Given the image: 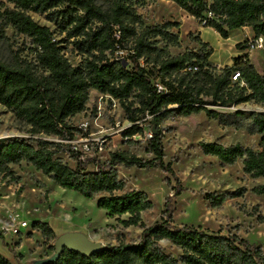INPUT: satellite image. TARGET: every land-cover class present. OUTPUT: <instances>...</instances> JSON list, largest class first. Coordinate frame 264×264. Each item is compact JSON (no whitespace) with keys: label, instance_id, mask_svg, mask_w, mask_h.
<instances>
[{"label":"trees","instance_id":"trees-1","mask_svg":"<svg viewBox=\"0 0 264 264\" xmlns=\"http://www.w3.org/2000/svg\"><path fill=\"white\" fill-rule=\"evenodd\" d=\"M3 1L11 7L0 9V42L8 41L4 29L10 27L29 40L32 58L27 60L13 51L8 63L0 62V106L26 128L29 136L8 139L0 146L1 179L6 184H18L21 177L11 166L30 165L62 189L87 199L97 198L96 206L122 229H141L137 242L120 238L115 246L106 245L89 257L63 249L56 261L46 264H264L262 247L236 235L172 225L168 200L160 219L145 226L142 214L153 205L144 192L125 191L126 183L116 168L159 167L175 177L171 164L165 162L161 127L174 117L203 113L221 125L259 136L260 150L239 143L200 142L201 152L216 157L222 166L240 161L245 175L264 181V113L246 116L240 110H218L250 102L264 106V75L257 72L248 53L233 58L231 65L220 70L209 65L212 49L201 41L196 51L170 56L166 47L178 45V35L171 30L177 29L179 23L145 25L137 12L139 0H103L104 6L97 0ZM165 1L174 3L200 24L204 22V27L215 30L224 40L231 31L248 27L253 38L263 39L264 46V0ZM30 13L45 16L64 38L56 40L54 32L37 24ZM159 42L164 43L163 48L158 47ZM62 45L70 46L71 52L83 58L81 65L74 67L69 63ZM116 47L133 51L132 70L110 61ZM235 48L246 50L245 41ZM92 91L118 101L130 124L122 133L123 139L132 145L133 138L141 136L151 158L114 151L103 163L94 158L81 160L69 144L62 143L78 134L71 120L86 111ZM145 125L150 138L146 137ZM50 137L58 141L45 139ZM60 153L74 164L73 168L58 157ZM22 191L20 186L16 194ZM251 191L264 196V183ZM244 193L243 188L223 194L207 193L205 200L212 208H218ZM31 230L40 233L47 245L57 238L44 222H33ZM162 240L169 241L180 254L175 257L166 253L160 246ZM17 246L19 243L10 253L20 260L22 255H16L14 250ZM48 248L54 252V246ZM0 264L11 263L0 254Z\"/></svg>","mask_w":264,"mask_h":264},{"label":"rangeland","instance_id":"rangeland-1","mask_svg":"<svg viewBox=\"0 0 264 264\" xmlns=\"http://www.w3.org/2000/svg\"><path fill=\"white\" fill-rule=\"evenodd\" d=\"M97 3L104 6L103 0H97ZM8 6L10 5L0 0V9ZM137 12L141 15L144 24L148 26L161 24L165 21L179 23L177 29L171 30L172 33L178 35V45L166 47L170 56L182 54L186 50L196 51L199 49V41H201L207 43L212 49V54L214 53L208 60L212 68L220 70L231 64L232 57L236 52V48L230 46L235 41V33L226 41L211 28L202 26L199 21L190 17L174 3L165 2V0H139ZM29 15L37 24L46 26L51 32H54L56 40L64 38L63 35H58L55 32L54 25L49 23L45 16L34 13ZM4 32L8 41L0 42V62L8 63L13 51L19 52L21 57L30 60L32 55L29 49L32 46L29 40L17 35L10 27L5 28ZM198 32H201V36ZM62 46L65 47L62 53L69 63L74 67L81 65L83 58L71 52L70 46ZM163 46L164 43H158L159 48H163ZM246 51L257 72L264 75V46ZM101 104L103 110L98 125L103 127L102 135L106 140L105 148L101 153L87 158H94L103 163L114 151H127L143 159L151 158L152 156L146 152V144L141 136H135L133 138L135 144L132 145L127 144L123 139L121 132L129 123L125 119L120 104L117 103L115 107L112 106V103H104V101ZM97 106V95L92 91L86 111L71 120L73 126L84 119L92 120ZM218 110L225 113L240 110L249 116L253 112L264 113V106L250 102L238 107L218 108ZM91 128L93 131L100 129L94 124L91 125ZM144 128L146 129L145 133H148L147 125ZM161 128L163 130L162 142L165 162L171 164L175 177L165 174L159 167L127 168L122 165L116 167L119 177L126 183L125 191H142L153 205L151 210L142 214L143 224L150 226L158 221L161 213L165 210V202L168 200L172 225L200 227L210 232L219 231L224 235H236L250 244L261 246L264 251V196L255 195L251 191L253 187L263 184L264 181L262 179L253 180L245 175L240 161L232 166H222L216 157L204 155L199 148L200 142H216L223 145L239 143L244 147L260 150L258 147L259 136L249 135L244 129L221 125L207 119L203 113L189 117H174L166 121ZM25 129L6 109L0 106V146L11 138L27 139L29 136L25 134ZM45 139L57 141L52 137ZM58 157L68 166L74 167L65 154L60 153ZM11 169L21 177V181L8 186L12 187L15 194L20 186L23 191L18 197H12L9 188L5 187L0 188V194L4 196L2 201L4 205L12 203L13 200L22 203L19 205L18 211V214H21L20 218L30 221L32 218L52 215L55 219V230L58 233L73 229L74 232L89 234L88 236L93 242H100L102 247L115 246L120 238L126 242H137L141 229L133 227L122 229L114 219L106 216L104 210L96 206L97 198L87 199L74 191L62 189L30 165L22 163L19 166H12ZM92 169L93 166L90 165L89 170ZM2 182L3 179L0 178V184ZM239 188L245 189L244 195L240 198L227 200L221 207L212 208L205 200L207 193L223 194L236 191ZM41 189L45 194L41 193V198H39L38 191ZM48 201L52 208L51 212H46L44 208L38 209L37 206L43 207L42 205L47 204ZM252 214L255 215L251 216ZM9 215L16 217V223L25 221L21 220L15 211H11ZM259 218L263 223H260ZM12 228L17 229L16 234L7 225L0 228L3 238L13 243H19V246L14 250L16 255H22V258L17 260L11 254H7L0 239V254L5 258L9 257L12 264H33L34 261L49 258L53 254V251H50L48 247L53 246L55 240L47 245L40 236L28 237L25 231H22L26 227L14 226ZM13 243L11 246L14 245ZM160 246L166 253L175 257L180 254L167 240H162Z\"/></svg>","mask_w":264,"mask_h":264},{"label":"built area","instance_id":"built-area-1","mask_svg":"<svg viewBox=\"0 0 264 264\" xmlns=\"http://www.w3.org/2000/svg\"><path fill=\"white\" fill-rule=\"evenodd\" d=\"M202 26L204 25V22L201 24ZM245 46L246 50H254L257 48H261L263 46V39L262 38H252L249 40L245 41ZM133 55V51L131 50H122L118 47H116L115 51L113 54L110 56V61H115L121 63L125 68L128 70H132L133 68V63L131 60V57ZM139 65L143 67V61H139ZM190 70V69H188ZM235 79V77H233ZM157 88L160 90L162 87L157 84ZM94 92V91H93ZM97 95L98 99V106L96 108V113L94 114V117L92 120L89 119H84L81 120L78 124L74 125L78 129V134L74 137V139L70 141H65L62 142L64 144H69L71 146V149L79 153L81 155V160H85L87 157H93L99 153H101L106 144L105 136L102 135L103 133V127L98 125V120L102 116V102L104 103H112V106L115 107L116 104L118 103L117 100H114L112 97L109 95H103L100 93L95 92ZM94 124L99 127L100 129L94 130L91 128V125ZM130 124L126 128H128ZM125 128V129H126ZM124 129V130H125ZM123 131L121 132L122 135ZM147 138L151 137V134L145 133ZM125 140V139H124ZM58 141V140H57ZM18 226L19 228H25L27 227V222L26 221H17L16 223V217H9L8 220V227L12 229L14 234L17 233V229H14L12 227Z\"/></svg>","mask_w":264,"mask_h":264},{"label":"crops","instance_id":"crops-1","mask_svg":"<svg viewBox=\"0 0 264 264\" xmlns=\"http://www.w3.org/2000/svg\"><path fill=\"white\" fill-rule=\"evenodd\" d=\"M166 2V1H165ZM187 14V13H186ZM191 17V16H190ZM193 18V17H192ZM213 30V29H212ZM215 33H216V31L215 30H213ZM198 33H200V36H201V32H198ZM236 34V37H235V41L230 45V46H233V47H235L238 43H242V42H244L246 39H251V38H253L254 37V34H253V32H252V30H251V28H248V27H243V28H240V29H237V30H233V31H231L230 32V34H229V38L228 39H226V41L227 40H229L230 39V37H231V35L232 34ZM217 34V33H216ZM204 43V42H203ZM221 46H222V44H220ZM223 45H226V44H223ZM244 53H248L246 50H244V51H241V50H237L236 49V52L234 53V55H233V57H232V59L233 58H235V57H237V56H239V55H241V54H244ZM214 54V53H213ZM212 54V55H213ZM249 55V54H248ZM249 59H250V56H249ZM251 60V59H250ZM231 63H232V61H231ZM252 63V62H251ZM231 65V64H230ZM226 66H229V65H226ZM11 168H12V166H11ZM1 178V177H0ZM39 181H40V179H38ZM11 184H13V183H11ZM8 185H10V184H6V180H3V182L0 184V188H5V187H8L9 188V191H11V196L12 197H18V195L17 194H15L13 191H12V187L11 186H8ZM22 193V192H21ZM41 193L42 194H45L44 192H43V190L41 189V190H39L38 191V194H39V198H41ZM20 195V194H19ZM3 197L4 196H2L1 194H0V228L3 226V225H7L8 226V219H9V213L12 211H15L16 213H17V215H18V217L20 218L21 217V214H18V211H19V209H20V207H19V205H21L22 203L20 202V203H18V202H16V201H14L13 200V202L12 203H10V204H8V205H4V203L2 202L4 199H3ZM39 203V202H38ZM40 204V203H39ZM43 207H40V206H37L38 207V209L39 208H44L45 210H46V212H51L52 211V208L50 207V204H49V201H48V203L47 204H43L42 205ZM21 220H25L26 222H28L27 223V227L25 228V229H23L22 231H25V233H26V235H28V234H30V236H28V237H32V236H40L41 237V235H40V233H38V232H36V231H32L31 230V224L33 223V222H35V221H39V222H44V223H47L50 227H51V229L53 230V232L55 233V235L57 236V235H59V234H64V233H67V232H74L75 230H64L63 232H60V233H58V231H56L55 230V223H54V221H55V219H54V217L52 216V215H49V216H40V217H37V218H32L30 221H28V220H26V219H24V218H20ZM21 231V232H22ZM85 234V233H84ZM86 236H87V238L89 239V240H91V241H93L88 235L89 234H85ZM1 239V238H0ZM13 242H10V241H8V240H6L5 238H2L1 239V245H2V247H3V249H5L6 250V252H7V254H11L10 253V249L11 248H13L14 247V245L15 244H17V243H13L14 245L13 246H11V244H12ZM100 243V242H99ZM4 256H5V254H4ZM6 259H8L9 261H10V263H11V260H10V258L8 257H6ZM12 264V263H11Z\"/></svg>","mask_w":264,"mask_h":264},{"label":"water","instance_id":"water-1","mask_svg":"<svg viewBox=\"0 0 264 264\" xmlns=\"http://www.w3.org/2000/svg\"><path fill=\"white\" fill-rule=\"evenodd\" d=\"M154 130L155 127L152 128L153 132ZM53 246L54 252L49 258L34 261L33 264H46L49 262H54L59 258L63 249H66L70 252H75L84 257L92 256L103 249L99 242H93L89 240L87 236L81 232H67L61 234L56 238Z\"/></svg>","mask_w":264,"mask_h":264}]
</instances>
